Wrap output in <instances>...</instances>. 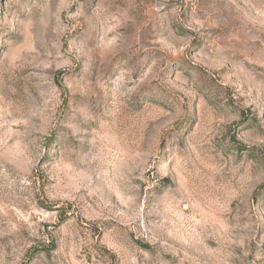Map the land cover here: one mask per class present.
<instances>
[{
	"label": "rangeland",
	"instance_id": "obj_1",
	"mask_svg": "<svg viewBox=\"0 0 264 264\" xmlns=\"http://www.w3.org/2000/svg\"><path fill=\"white\" fill-rule=\"evenodd\" d=\"M0 264H264V0H0Z\"/></svg>",
	"mask_w": 264,
	"mask_h": 264
}]
</instances>
